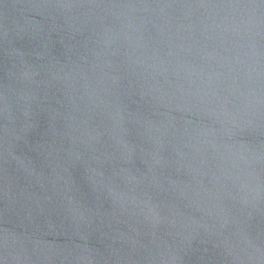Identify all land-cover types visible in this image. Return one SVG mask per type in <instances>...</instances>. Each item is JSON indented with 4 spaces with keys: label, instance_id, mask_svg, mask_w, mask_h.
Instances as JSON below:
<instances>
[{
    "label": "water",
    "instance_id": "1",
    "mask_svg": "<svg viewBox=\"0 0 264 264\" xmlns=\"http://www.w3.org/2000/svg\"><path fill=\"white\" fill-rule=\"evenodd\" d=\"M0 264H264V0H0Z\"/></svg>",
    "mask_w": 264,
    "mask_h": 264
}]
</instances>
